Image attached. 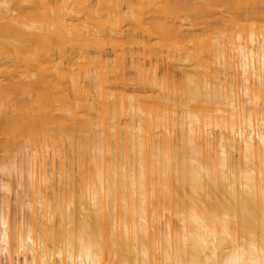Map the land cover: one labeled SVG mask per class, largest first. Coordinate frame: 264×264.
I'll list each match as a JSON object with an SVG mask.
<instances>
[{
  "label": "bare ground",
  "instance_id": "bare-ground-1",
  "mask_svg": "<svg viewBox=\"0 0 264 264\" xmlns=\"http://www.w3.org/2000/svg\"><path fill=\"white\" fill-rule=\"evenodd\" d=\"M4 2L0 264L232 256L193 251L192 223L185 249L180 214L215 213L248 251L246 223L259 244L264 0Z\"/></svg>",
  "mask_w": 264,
  "mask_h": 264
},
{
  "label": "snow or ice",
  "instance_id": "snow-or-ice-1",
  "mask_svg": "<svg viewBox=\"0 0 264 264\" xmlns=\"http://www.w3.org/2000/svg\"><path fill=\"white\" fill-rule=\"evenodd\" d=\"M13 6L9 5L8 3L4 2V0H0V10H4L8 15L14 16L15 13L11 12V8ZM7 23V21H5ZM199 90L197 89V92ZM189 101L191 102V91H189ZM212 97H207L205 99V102L207 103L210 101ZM183 106V105H182ZM175 116L176 113H173ZM219 127V125H217ZM260 164H261V180L264 182V135L260 136ZM191 142V141H190ZM193 148H195V145L193 144ZM179 151V149H177ZM220 156L224 157V163H221L220 167L223 168L226 166L227 156L225 152L223 151V142H221V149H220ZM245 161L249 160V157L245 155L244 157ZM196 161L193 160V164H195ZM201 172H204L205 169L201 168ZM167 175V172H165V176ZM198 178H199V174ZM209 180H212L211 171L209 170L208 175ZM143 165H141V181H143ZM201 185L203 184L202 179L200 180ZM142 186V185H141ZM103 185L101 183L100 188H102ZM7 191V189H4ZM202 191V188L200 189ZM193 192H197V189L194 187ZM262 198H264V191L261 192ZM89 199H91L92 205H96V196L93 194L91 186L89 188ZM69 208V221H70V227H71V221L73 220L72 217V210L74 208L73 203L71 200L68 203ZM79 212L81 213L79 219L81 224H84L86 221V217L83 215L84 213V206H83V199L81 200V204L79 206ZM90 219V217L88 218ZM177 220L180 222V224L184 225L183 228V242L184 247L187 249L188 247V227L187 225L189 223H192L196 225L198 232L193 237V251L197 252H203L207 253L209 250H212L214 256L215 253L224 249L231 248L233 249V254L228 259L221 262L219 259L215 258H208L204 262V264H264V220L261 221L260 225V235H259V244H257V237L254 231L250 228L249 225L246 223L240 226V230L244 234V243L248 247V251L244 247L240 246V241L237 237L230 234L228 228L225 226L223 227L221 232H217L216 230V223L218 221V217H216L215 213L210 214L209 219H203L195 214L191 215L187 220L184 218L182 214L177 216ZM224 220H227V216L224 217ZM2 222V221H0ZM125 232H127V228L124 229ZM169 234H171V228H169ZM181 238L180 235V229L177 230V240L179 241ZM247 257V259H245ZM178 264H183L182 261H178ZM190 264H200L199 261L193 259Z\"/></svg>",
  "mask_w": 264,
  "mask_h": 264
},
{
  "label": "rangeland",
  "instance_id": "rangeland-1",
  "mask_svg": "<svg viewBox=\"0 0 264 264\" xmlns=\"http://www.w3.org/2000/svg\"><path fill=\"white\" fill-rule=\"evenodd\" d=\"M18 260L16 259L13 264H17ZM1 264H8V262L5 259H2Z\"/></svg>",
  "mask_w": 264,
  "mask_h": 264
}]
</instances>
